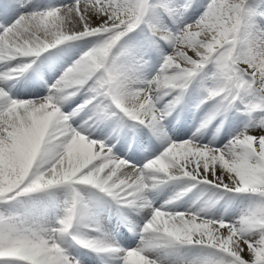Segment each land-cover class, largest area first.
Here are the masks:
<instances>
[{"label": "snow or ice", "instance_id": "1", "mask_svg": "<svg viewBox=\"0 0 264 264\" xmlns=\"http://www.w3.org/2000/svg\"><path fill=\"white\" fill-rule=\"evenodd\" d=\"M0 264H264V0H0Z\"/></svg>", "mask_w": 264, "mask_h": 264}]
</instances>
